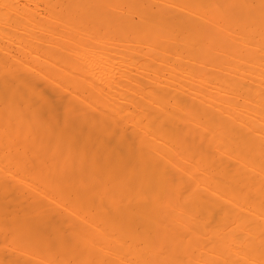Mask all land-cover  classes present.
<instances>
[{
    "label": "bare ground",
    "instance_id": "6f19581e",
    "mask_svg": "<svg viewBox=\"0 0 264 264\" xmlns=\"http://www.w3.org/2000/svg\"><path fill=\"white\" fill-rule=\"evenodd\" d=\"M0 264H264V0H0Z\"/></svg>",
    "mask_w": 264,
    "mask_h": 264
}]
</instances>
